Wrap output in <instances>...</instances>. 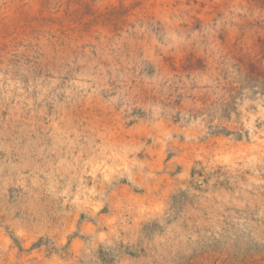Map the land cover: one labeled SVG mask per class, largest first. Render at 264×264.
<instances>
[{
	"label": "clouds",
	"instance_id": "9594fccd",
	"mask_svg": "<svg viewBox=\"0 0 264 264\" xmlns=\"http://www.w3.org/2000/svg\"><path fill=\"white\" fill-rule=\"evenodd\" d=\"M0 264H264V0H0Z\"/></svg>",
	"mask_w": 264,
	"mask_h": 264
},
{
	"label": "rangeland",
	"instance_id": "374dc122",
	"mask_svg": "<svg viewBox=\"0 0 264 264\" xmlns=\"http://www.w3.org/2000/svg\"><path fill=\"white\" fill-rule=\"evenodd\" d=\"M9 17L6 22L9 24L11 30L19 34H27L34 26L35 20L23 9V7L16 4L13 5L9 12ZM42 55H44L42 53ZM83 116V113H80Z\"/></svg>",
	"mask_w": 264,
	"mask_h": 264
}]
</instances>
